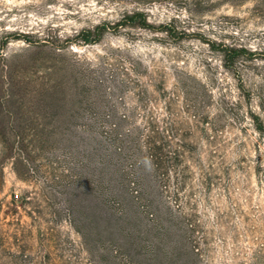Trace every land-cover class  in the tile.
Masks as SVG:
<instances>
[{"label":"rangeland","instance_id":"rangeland-1","mask_svg":"<svg viewBox=\"0 0 264 264\" xmlns=\"http://www.w3.org/2000/svg\"><path fill=\"white\" fill-rule=\"evenodd\" d=\"M133 11L153 29L79 41ZM222 45L253 55L226 62ZM112 121L126 133L155 121L187 170L153 188L166 224L155 264H264V0H0V264H132L99 257L107 232L90 243L75 228L68 199L95 184L78 182L77 139L48 141ZM23 154L26 173L11 157ZM127 189L134 210L148 205Z\"/></svg>","mask_w":264,"mask_h":264},{"label":"trees","instance_id":"trees-1","mask_svg":"<svg viewBox=\"0 0 264 264\" xmlns=\"http://www.w3.org/2000/svg\"><path fill=\"white\" fill-rule=\"evenodd\" d=\"M129 27L153 29L144 12L133 11L125 14L114 26L103 24L93 30L82 31L78 39L84 44H96L107 32ZM217 51L226 62H232L247 54L248 57L253 55L243 49L223 45ZM101 126H104V129L107 127V131H102ZM82 127V132L77 137L66 134L48 139L52 144H70L77 139L81 170L78 182L83 184L92 180L95 184L92 191L87 187L83 188L84 195L81 196V201L75 203L68 199L75 228L82 238L88 239L90 243L92 229L96 231L97 239L100 241L104 233H108L109 243L114 249L108 253L106 249L100 254V251L91 248L88 251L92 256L100 254L99 257L103 259L108 255L121 254L132 264H155L157 251L162 246L160 234L166 230V224L160 218L153 188L158 189L163 185L167 188L172 181L181 185L185 182L187 173L186 169L171 165V162L181 155L165 149L162 144L170 137L167 134L169 131L160 129L155 121H148L144 130L136 128L128 133L124 131L123 121H112L107 124L90 122L83 124ZM69 128L70 123L65 124V129ZM24 140V138H16L14 142L6 140V144L13 150L17 145L23 147ZM165 145L171 146L170 141ZM11 157L14 164L25 167V173L30 171L31 161L24 154L19 159ZM3 168L0 163L2 176ZM131 183L141 187V197L136 199L147 201V206L142 205L134 210V200L129 196L131 194L127 189ZM176 188L174 192L169 190L165 192L178 197L179 190ZM88 194L96 195V199L94 198L93 202L89 201ZM151 210H155V213H151ZM102 226L105 232L101 229ZM187 226L189 227V224ZM81 227L82 230H79Z\"/></svg>","mask_w":264,"mask_h":264}]
</instances>
